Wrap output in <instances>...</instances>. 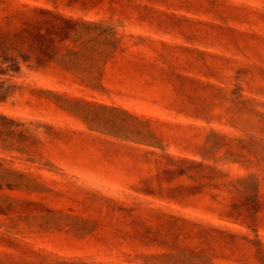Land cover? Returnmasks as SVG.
Here are the masks:
<instances>
[{
	"label": "rangeland",
	"instance_id": "rangeland-1",
	"mask_svg": "<svg viewBox=\"0 0 264 264\" xmlns=\"http://www.w3.org/2000/svg\"><path fill=\"white\" fill-rule=\"evenodd\" d=\"M0 264H264V0H0Z\"/></svg>",
	"mask_w": 264,
	"mask_h": 264
}]
</instances>
